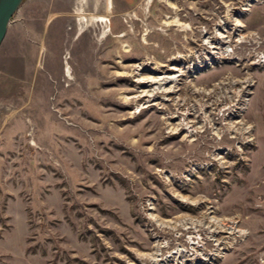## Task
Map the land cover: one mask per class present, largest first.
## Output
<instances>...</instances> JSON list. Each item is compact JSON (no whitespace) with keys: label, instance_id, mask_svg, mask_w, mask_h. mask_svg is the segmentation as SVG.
Segmentation results:
<instances>
[{"label":"rangeland","instance_id":"rangeland-1","mask_svg":"<svg viewBox=\"0 0 264 264\" xmlns=\"http://www.w3.org/2000/svg\"><path fill=\"white\" fill-rule=\"evenodd\" d=\"M81 1L0 46V264H264V0Z\"/></svg>","mask_w":264,"mask_h":264},{"label":"water","instance_id":"water-1","mask_svg":"<svg viewBox=\"0 0 264 264\" xmlns=\"http://www.w3.org/2000/svg\"><path fill=\"white\" fill-rule=\"evenodd\" d=\"M25 0H0V46L3 43L9 25Z\"/></svg>","mask_w":264,"mask_h":264},{"label":"bare ground","instance_id":"bare-ground-1","mask_svg":"<svg viewBox=\"0 0 264 264\" xmlns=\"http://www.w3.org/2000/svg\"><path fill=\"white\" fill-rule=\"evenodd\" d=\"M81 3H83V0L81 1ZM81 5V4H80ZM84 5V4H83ZM82 8V7H81ZM84 8V7H83ZM80 9V8H79ZM93 21H95L96 23H98V22H100V23H102V22H105L103 19H93ZM216 49V48H215ZM259 63H260V61H258ZM171 81H173V80H171V79H167V78H165V77H159V78H155V79H152V81H147L146 83H149V84H153V85H157L158 86V88H159V90L161 89V90H163L164 89V86L167 84V83H170ZM156 91V90H155ZM159 92V91H158ZM146 94L147 95H145V96H147L148 98L149 97H151V94H154V91L153 90H149V91H147L146 92ZM220 224V223H219ZM221 227V226H220ZM232 227V226H231ZM228 228V227H227ZM233 228V227H232ZM229 229L228 231H233L232 233L234 234V233H236V234H238V235H240V236H243V233H241V232H237V231H234V229ZM194 229V228H193ZM223 233V232H222ZM230 235H231V232H230ZM216 242H217V240H215ZM220 241V240H219ZM192 250L191 251H193V249L194 248H191ZM224 250V247L223 248H219L218 249V251H223ZM181 255L182 254H185V252H181L180 253Z\"/></svg>","mask_w":264,"mask_h":264},{"label":"built area","instance_id":"built-area-1","mask_svg":"<svg viewBox=\"0 0 264 264\" xmlns=\"http://www.w3.org/2000/svg\"><path fill=\"white\" fill-rule=\"evenodd\" d=\"M261 58V60H263L264 59V56H262V57H260ZM262 63H264L263 61H262Z\"/></svg>","mask_w":264,"mask_h":264},{"label":"flooded vegetation","instance_id":"flooded-vegetation-1","mask_svg":"<svg viewBox=\"0 0 264 264\" xmlns=\"http://www.w3.org/2000/svg\"><path fill=\"white\" fill-rule=\"evenodd\" d=\"M163 77H165V76H163ZM167 84H168V83H167ZM167 84H166V85H167ZM166 85H165V86H166ZM165 86H164V87H165ZM164 89H165V88H164ZM164 92H165V91H164Z\"/></svg>","mask_w":264,"mask_h":264}]
</instances>
